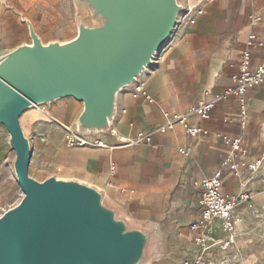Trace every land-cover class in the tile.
<instances>
[{"label":"crops","instance_id":"obj_1","mask_svg":"<svg viewBox=\"0 0 264 264\" xmlns=\"http://www.w3.org/2000/svg\"><path fill=\"white\" fill-rule=\"evenodd\" d=\"M180 3L194 9L191 19L195 23L177 25L159 64L138 78L137 83L153 95L155 102L134 97L131 85V93L118 95L117 115L110 131L97 133L105 146L70 147L64 143L58 150L50 149L59 170L64 169L61 178L97 186L131 220L157 228L160 254L150 264H184L197 252L195 239L201 230L192 228L200 218L194 182L214 174L230 157L225 137L241 133L238 102L219 103L208 120L187 116L188 123L201 125L208 132L197 140L187 134L179 120L172 130L162 132L159 128L232 85L244 50L252 51L255 64L264 63V0ZM252 16H260L261 21L252 23ZM25 19L0 8L3 47L18 32L30 37ZM251 35H256L263 46H249ZM21 43L31 44L27 39ZM247 108V153L236 158L241 176L224 169L223 191L230 196L248 191L252 200L236 210L239 222L232 250L218 247L211 252L215 259L227 258L226 264H264V84L247 95ZM150 131L153 143L129 142ZM180 148L188 149L190 156L181 154ZM260 159L256 171L243 166ZM214 232L218 238L226 237L220 224L215 225Z\"/></svg>","mask_w":264,"mask_h":264},{"label":"water","instance_id":"obj_2","mask_svg":"<svg viewBox=\"0 0 264 264\" xmlns=\"http://www.w3.org/2000/svg\"><path fill=\"white\" fill-rule=\"evenodd\" d=\"M78 34L44 43L31 20V44L0 56V126L10 134L24 193L0 217V264H150L157 228L131 220L106 193L79 179L29 174L32 150L20 118L64 98L83 103L79 133H106L119 93L152 68L184 8L177 0H74Z\"/></svg>","mask_w":264,"mask_h":264},{"label":"built area","instance_id":"obj_3","mask_svg":"<svg viewBox=\"0 0 264 264\" xmlns=\"http://www.w3.org/2000/svg\"><path fill=\"white\" fill-rule=\"evenodd\" d=\"M179 3V2H178ZM181 4V3H179ZM178 16L177 25L182 26L186 23L194 24L195 20L191 19V15L194 9L186 7ZM199 11V14H202ZM261 21L260 16H252L251 22ZM176 25V27H177ZM175 27V28H176ZM248 45L263 46L256 35H251ZM3 48V35L0 31V51ZM3 55L0 53V56ZM154 60L152 68L156 65ZM237 73L233 76L234 83L225 87L211 95V92H207V95H211V98L203 100L199 105L190 108L189 112L185 116L179 118L174 117L169 122L159 128L160 131L165 132L172 130L175 125V121L179 120L184 123L185 130L189 136L197 140L201 135L208 134L201 125H195L187 122V116L197 115L201 120H208L213 116V113L219 103H223L229 100H236L238 102L240 118L238 121L240 128V135L236 137H225V143L231 148V155L228 159L223 161L222 167L217 170L211 176H206L200 180L194 182V186L198 191V207L200 218L196 221L192 228H199L201 231L196 237L195 242L198 250L195 254L188 257L184 264H226L228 259H215L211 256V252L215 248H221L224 251H231L235 246L237 237V225L239 220L236 218V210L243 203H250L252 200L251 192L244 191L237 196L227 195L223 191V177L224 169L231 170L235 176L240 177L238 172V163L236 158L240 155L247 153L245 146V134L249 123V113L247 108V95L264 84V63L255 64L253 62V54L250 49L244 50L236 64ZM150 69V68H149ZM133 84V96H142L147 102H155L153 95L142 85L137 83ZM64 131V142L70 147H84L90 144L96 146H105L106 144L100 139V134H81L77 128H72L62 124ZM42 142H46L43 138ZM132 142H141L146 144L153 143V132H143L139 134ZM179 152L185 156H190V151L186 148H180ZM261 164V159L248 165H244L245 169L249 171H256ZM115 170V166L112 167V171ZM220 224L225 238H218L215 235V225Z\"/></svg>","mask_w":264,"mask_h":264},{"label":"rangeland","instance_id":"obj_4","mask_svg":"<svg viewBox=\"0 0 264 264\" xmlns=\"http://www.w3.org/2000/svg\"><path fill=\"white\" fill-rule=\"evenodd\" d=\"M177 1L180 3L182 0ZM0 5L1 11L31 20L44 43L74 39L78 34L77 15L88 14L84 8L77 6L74 0H0ZM25 24L28 28L27 23ZM1 33L3 35L2 31ZM26 39L32 43L28 35L18 32L10 42L6 40L7 43L0 53L12 51ZM164 51L165 47L158 53L157 60L155 58L157 62H160ZM125 92L131 93V88L129 86L124 88L119 96ZM83 108V103L73 98H64L51 104L30 108L22 114L21 126L31 142L32 157L29 168L31 177L44 181L51 176L64 175V169L60 167L59 170V166L53 161L50 149L62 148L65 143L62 124L76 128V121ZM9 138L10 134L6 127L0 126V217L19 204L24 197L15 174L16 154L9 146ZM43 138L46 142H42Z\"/></svg>","mask_w":264,"mask_h":264},{"label":"bare ground","instance_id":"obj_5","mask_svg":"<svg viewBox=\"0 0 264 264\" xmlns=\"http://www.w3.org/2000/svg\"><path fill=\"white\" fill-rule=\"evenodd\" d=\"M156 60H157V58H156ZM156 60H155V61H156ZM156 62H157V61H156ZM148 69H149V68H148ZM148 69H147V70H148ZM147 70H146V72H147ZM74 114H75V113H74Z\"/></svg>","mask_w":264,"mask_h":264}]
</instances>
